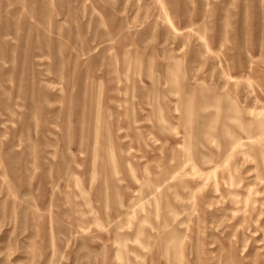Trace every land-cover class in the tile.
<instances>
[{"label":"rangeland","instance_id":"obj_1","mask_svg":"<svg viewBox=\"0 0 264 264\" xmlns=\"http://www.w3.org/2000/svg\"><path fill=\"white\" fill-rule=\"evenodd\" d=\"M0 264H264V0H0Z\"/></svg>","mask_w":264,"mask_h":264}]
</instances>
